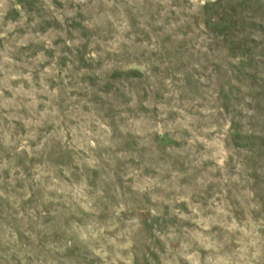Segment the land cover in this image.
I'll list each match as a JSON object with an SVG mask.
<instances>
[{
	"label": "rangeland",
	"instance_id": "rangeland-1",
	"mask_svg": "<svg viewBox=\"0 0 264 264\" xmlns=\"http://www.w3.org/2000/svg\"><path fill=\"white\" fill-rule=\"evenodd\" d=\"M0 264H264V0H0Z\"/></svg>",
	"mask_w": 264,
	"mask_h": 264
}]
</instances>
